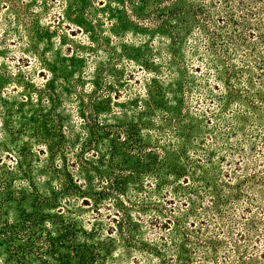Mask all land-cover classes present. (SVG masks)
Returning <instances> with one entry per match:
<instances>
[{"label": "rangeland", "instance_id": "1", "mask_svg": "<svg viewBox=\"0 0 264 264\" xmlns=\"http://www.w3.org/2000/svg\"><path fill=\"white\" fill-rule=\"evenodd\" d=\"M129 1L0 0V264H145L124 236L128 218L138 222L128 230L137 241L161 243L152 219L136 211L174 206L163 189L141 175L127 182L123 206L100 193L101 177H133L143 167L111 149L131 119H118L115 105L143 96L145 86L134 62H117L121 46L144 59L149 17L171 21L152 0ZM132 23L142 30L133 33ZM77 156L90 164L81 168ZM64 184L78 197L55 201Z\"/></svg>", "mask_w": 264, "mask_h": 264}, {"label": "trees", "instance_id": "2", "mask_svg": "<svg viewBox=\"0 0 264 264\" xmlns=\"http://www.w3.org/2000/svg\"><path fill=\"white\" fill-rule=\"evenodd\" d=\"M152 6L169 10L171 21L149 17L146 58L128 57L121 46L117 62H134L145 86L143 96L115 105L118 119H131L118 127L111 148L120 146L143 167L133 177H101V196L112 193L123 206L127 182L142 175L150 188L163 189L165 205L174 204L136 211L152 219L160 244L137 241L128 230L138 222L126 220L124 236L145 253V264H264V0H152ZM131 25L133 33L142 30ZM75 158L81 168L90 164ZM78 191L64 184L53 198L71 201Z\"/></svg>", "mask_w": 264, "mask_h": 264}]
</instances>
